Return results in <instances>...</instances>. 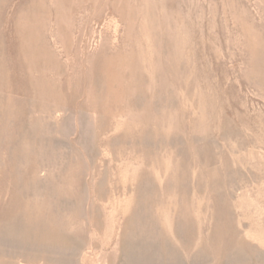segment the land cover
I'll list each match as a JSON object with an SVG mask.
<instances>
[{
	"label": "rangeland",
	"instance_id": "obj_1",
	"mask_svg": "<svg viewBox=\"0 0 264 264\" xmlns=\"http://www.w3.org/2000/svg\"><path fill=\"white\" fill-rule=\"evenodd\" d=\"M0 264H264V0H0Z\"/></svg>",
	"mask_w": 264,
	"mask_h": 264
}]
</instances>
